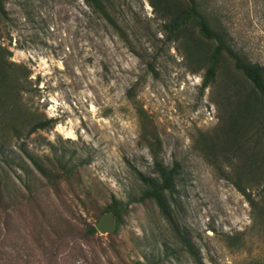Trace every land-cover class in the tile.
Listing matches in <instances>:
<instances>
[{
    "label": "rangeland",
    "instance_id": "1",
    "mask_svg": "<svg viewBox=\"0 0 264 264\" xmlns=\"http://www.w3.org/2000/svg\"><path fill=\"white\" fill-rule=\"evenodd\" d=\"M113 3L122 37L83 0H5L9 20L0 45L11 62L30 72L32 107L57 122L52 131L32 136L29 149L44 157L64 152L67 160L74 155L73 164H84L82 183L101 197L89 216L82 215L93 223L110 197L126 204L141 196L134 169L152 173L149 149L140 138L137 110L142 109L162 143L164 165L180 166L176 216L200 264H264V225L254 224L246 199L198 147L199 133L220 126L218 91L203 90L204 71L192 74L196 65L175 44H166L163 22L148 0ZM202 5L228 31L232 45L264 67V0H202ZM12 151L9 147L7 155ZM20 215L12 213L4 231L0 264H87L92 244L80 236L48 239ZM103 237L98 245L107 254L101 264H199L178 252L172 228L152 203H134L123 218L114 237L122 263ZM228 237L241 242L229 246Z\"/></svg>",
    "mask_w": 264,
    "mask_h": 264
},
{
    "label": "trees",
    "instance_id": "2",
    "mask_svg": "<svg viewBox=\"0 0 264 264\" xmlns=\"http://www.w3.org/2000/svg\"><path fill=\"white\" fill-rule=\"evenodd\" d=\"M83 1L98 19L123 36L113 0ZM148 1L156 17L163 22L166 44H175L181 56L196 65L192 74L204 71L203 90L212 86L219 93L220 101L216 105L220 126L214 132L199 133L200 153L208 165L246 199L254 224L264 225V67L249 61L232 45L228 31L210 18L202 0ZM8 20L5 0H0V40ZM10 58L8 50L0 45V251L11 214L21 213L27 224L39 228L48 239L51 236L59 240L82 237L92 244L84 257L86 263L101 264L100 259L107 252L98 245L104 237L95 229V222L103 214L113 213L118 229L107 235V239L114 257L122 263V253L114 237L123 218L134 203H152L172 228L181 248L178 252L200 264L194 243L183 232L176 216L180 166L175 162L167 167L162 162V143L144 111L137 110L140 138L149 149L152 173L144 175L134 169L142 186L141 196L126 204L112 196L111 204L97 211L95 222H87L82 215L89 216L98 207L101 197L90 184L82 183L79 174L84 164H73L74 155L68 160L64 152L44 157L29 149L28 140L32 136L52 131L57 122L32 107L29 99L34 90L29 81L30 72L11 62ZM150 70L154 73L151 66ZM138 86L139 83L133 90ZM9 147L16 151L7 155ZM52 193L56 196L54 199L50 198ZM227 239L232 247L241 242L239 237ZM174 253L171 257L176 255Z\"/></svg>",
    "mask_w": 264,
    "mask_h": 264
},
{
    "label": "water",
    "instance_id": "3",
    "mask_svg": "<svg viewBox=\"0 0 264 264\" xmlns=\"http://www.w3.org/2000/svg\"><path fill=\"white\" fill-rule=\"evenodd\" d=\"M95 229L101 236H107L117 231L116 217L113 213L103 214L95 224Z\"/></svg>",
    "mask_w": 264,
    "mask_h": 264
}]
</instances>
